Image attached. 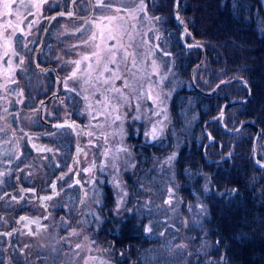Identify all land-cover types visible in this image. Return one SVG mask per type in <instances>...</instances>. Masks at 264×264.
<instances>
[{
    "label": "rangeland",
    "instance_id": "1",
    "mask_svg": "<svg viewBox=\"0 0 264 264\" xmlns=\"http://www.w3.org/2000/svg\"><path fill=\"white\" fill-rule=\"evenodd\" d=\"M259 1L261 6L258 8L264 14V0ZM96 2L98 3V0ZM5 3L9 4V8L6 9L4 7ZM103 3L107 4L108 7L107 5L100 7L95 18L86 25V28L95 26L100 29V32L94 35V40L90 38V44L84 43L87 35L83 34L81 35V43L69 38L67 43L57 42L56 48L47 51V60L55 66L56 72H60L62 83H60L58 91L61 102L59 103L53 98L49 100L42 107V117L50 120L61 119L65 110L73 109L74 113L78 114L83 127H85L83 139L88 144L86 156L91 154L89 150L93 149L94 145L97 146L99 151L98 158L93 157L94 159L91 161L92 163H89L87 169H97L99 173H105L107 182L121 196L123 187L118 182V168L127 164L128 160H130V164L132 160L135 167L138 164H143L139 159L136 160L133 149L131 152L129 151V144L123 136L128 116L134 120L133 128L135 131L141 130L142 141L146 144L151 141L152 145L160 147V150L155 155V147L152 146L151 153L145 152L144 155L147 161L146 172H148V176L152 180L145 185L140 182L134 193L130 191L129 197H138V200H136L137 206L133 207V209L155 210L161 218H165L164 224L173 221L174 217H180L185 220L187 219L186 212H188L187 207L184 205L186 196L183 192L180 193L178 191V182H181L180 180L177 181L178 175L175 176L176 186L174 189L165 185L167 178L172 176V164L176 165V159L184 160L182 169L178 167L177 170H181L180 173L186 172L185 166L190 164V158L196 157L194 163L190 164L191 167H189L197 171L190 178L194 183L192 185L194 190L190 192L187 199L192 213L191 217L196 222L197 228H200L203 222L199 221L200 215L197 210L204 208L203 203L206 197L208 198L206 200L207 203L209 201L210 196L206 190L208 182H205V179L212 173H210L209 168L203 165L205 162L199 153L180 159V151H184L188 146L187 144H189L186 143L189 138L182 136V126L189 123L190 127L193 128L191 131L192 137H190L191 135L189 136L190 140H194L200 145L204 141L202 133L204 128L200 127L201 120L217 112L218 109L213 110V107L217 103L221 107L224 102L218 101L215 103V99H213V104L209 105V111H206L207 113L203 117L199 116L200 121H197L195 125L196 114L192 113V121L188 122L184 117L185 114H182L180 123L183 125L165 128L166 123L174 119L168 108V98L183 78L173 68V60L178 58L174 57L172 59L171 54L170 56L163 55L162 52L166 51V46L160 45L161 38L158 37L159 32L158 30L156 31L155 28L157 27L154 25L155 15H153V12L151 14L148 11L146 7L147 0H103ZM141 5L144 6L143 11L140 10ZM173 6L174 1H172L170 7L164 5V7L156 8V10L167 21L170 16L173 18ZM39 7V0H0V27L10 28L9 33L18 29H27L31 26L30 21H26L25 25H22L21 18H26L28 9H32L33 12L36 11V14H34L35 20L37 21L38 19L40 21L41 16L37 14ZM161 20L160 17L156 19L157 22H161ZM59 23H56L53 27L61 26ZM64 26L68 27L70 24L67 23ZM7 35H0V41L3 45L2 51L5 53L3 58L0 55V188L6 186L7 181L12 179L9 175V172L13 171L11 162L18 158L21 153L22 140L20 141L15 136L23 137V134L21 130L17 129L14 122L15 119L18 117L19 124L27 129L36 120V111L34 110L36 102L39 99L43 101L47 93L56 89L57 83V81H48L49 83L46 85L44 78L37 76V72L29 66V63V70L26 73L23 64L28 59L27 51L19 49V42L14 41L13 37L9 38ZM200 56L201 50L199 58ZM84 57L88 58L84 59ZM179 57L182 58L180 54ZM154 67L156 71L153 70ZM241 70L243 69L241 68ZM74 73L75 75H73ZM196 75L194 73V80L197 86L203 87L204 90H210L213 87L212 82L208 84V78H211L209 81H214L215 83L224 78H232H215V76L214 78H212L213 76L202 78L199 74ZM244 79H247V77L244 76ZM119 80L122 82V87L118 86ZM218 86L217 88L221 89L236 88L234 84H219ZM244 92L245 90L240 88L234 96H242ZM234 96L231 97V100H228L229 103H234ZM205 105L208 108V104L206 103ZM202 106L204 108V104ZM236 106H232L233 110L228 109L226 111V114L230 116V122L239 114L247 116L249 120H254L248 115L247 108ZM181 127L182 129H180ZM154 128L159 132L156 139H152L151 135H146L150 134ZM209 130H205L206 135L209 132L212 135H219L217 132L213 134V129ZM253 130H249L245 126L237 133L222 132L217 137L221 142L224 141L226 146L230 144L229 142L232 139L238 138H241V146L244 142H247L246 146H249V144H253L256 138ZM241 146H238L239 150ZM193 147L197 148L196 146ZM17 148L20 149L19 152ZM206 148V155L216 152L215 146L209 147L208 145ZM26 150L27 146L25 143ZM188 150L189 147L187 152ZM228 150L222 148V153L220 152L219 156L221 157L224 153H227L229 157H236L235 155L239 154V150L235 154ZM118 153L121 156L117 157ZM256 154L264 160V126L261 128L260 136L256 141ZM250 155L249 153L246 157ZM123 157H125V162L121 163ZM170 157L173 158L170 160ZM237 157L241 159L240 166H237L232 159V163L235 166L230 164V161L226 162L223 174L228 173L227 175L231 176L232 182L234 178L243 179L242 188H253V186H248L250 181H261L264 184V171L260 172V174L258 171L252 172L250 169L252 166L245 161L244 163L240 155ZM226 168L234 170V172H228ZM219 174L221 173L218 171L216 175ZM182 178L184 177L178 179ZM153 180L159 182L162 186L157 187L156 184V188H153ZM231 181L227 182V186ZM217 182L222 184L220 179H217ZM236 183L239 184V181H236ZM255 189H257V185ZM163 193L166 194L164 197ZM169 194H173V198ZM117 200L121 199L116 198L115 201ZM133 201H130V203ZM180 209L182 211L179 214ZM195 209L197 210L194 211ZM159 216L155 218L157 223L160 222ZM147 223L146 220V227ZM208 224L206 225L209 228ZM162 230L163 228L158 229L160 233H162ZM73 236L71 237L72 242L67 245V250L73 249L71 246L76 240ZM37 237L42 241L41 245H37L36 251L46 253L50 257L61 250L57 247L59 243L55 241V237L51 238L50 235L45 234ZM175 240L176 244H173L175 249L176 246H183L186 249L188 243L190 244L191 242ZM171 243H173L172 238H170V243L167 241L166 247H169ZM2 244L3 238L0 236V264H13L18 260V252H21L16 247L15 254H10L9 260L6 262L5 254L2 252ZM212 246L214 247L213 244ZM65 254H67L68 260H74L72 251ZM207 255L211 256V254ZM190 260L192 259L187 260L188 264ZM93 262L106 264L96 256L93 258ZM191 262L193 264L211 263L208 256L205 257V261H198L197 263L196 259H194ZM145 264H148L147 259Z\"/></svg>",
    "mask_w": 264,
    "mask_h": 264
},
{
    "label": "flooded vegetation",
    "instance_id": "2",
    "mask_svg": "<svg viewBox=\"0 0 264 264\" xmlns=\"http://www.w3.org/2000/svg\"><path fill=\"white\" fill-rule=\"evenodd\" d=\"M39 5L37 14L41 16L40 21L35 20L36 11L28 9V16L21 18V24L25 25L26 21H30L31 26L11 33L10 28L0 27V35L9 33L7 35L9 38L20 36L18 48L27 51L28 56L23 64L26 73L29 70V63L37 72V76L42 77L44 74L47 77L45 80L50 76L61 78L60 72H57V77L54 76L51 69L55 66L47 60V51L56 48L57 42L67 43L69 38L81 43L83 34L87 35L85 41L90 44V38L98 34L100 29L95 26L86 28V25L98 14L100 6L96 0H76L75 3L73 0H39ZM60 13L63 15H59ZM58 22L61 26L53 27ZM68 22L70 26H64ZM2 47L0 41V55L3 58ZM38 65L42 67L38 69L39 71ZM58 82L59 87L62 80ZM118 86L122 87L120 80ZM55 90L57 93L52 90L46 94L51 96L45 99L44 103H41L40 99L36 102V105H40L37 109L36 105L35 109L33 108L37 121L34 120L27 129L19 124L18 117L14 121L17 129L23 134V137H15L21 141L25 134L27 150L20 163L17 160L14 162V175L9 174L12 179L7 181L6 186L0 188V236L3 238L2 252L5 254L6 262L10 254H15L14 251L18 247L21 253L18 252V260L13 264H96L93 262L95 256L106 264H145L147 240L151 237L145 231L146 220L141 217L135 218L132 212H128L131 207L137 206V197L130 203L129 196L131 192H135L140 182L144 185L148 183L147 161L144 154L151 153V147L154 145L151 141L148 144L142 141L141 130H134L135 121L128 116L123 136L129 144V151L133 149L136 160L139 159L143 164L137 163L135 167L132 160L131 164L128 160L127 164L118 168V182L123 187L121 196L107 182L105 173H99L97 169L87 171L89 163L98 158L99 151L94 145L93 149L89 150L91 154L86 156L88 144L83 139L84 128L77 114H74L75 111L65 110L61 117L72 120L70 122L74 125L72 128H54L49 124L53 120L42 117V107L49 100L53 98L61 102L58 88ZM181 97L186 102L189 99L185 94ZM168 108L171 111L170 105ZM175 123H177L175 119L170 121L171 126ZM169 125L165 127L168 128ZM51 133L54 135H50ZM215 144L219 146L220 151L219 143ZM139 147L141 148L136 150ZM154 147L157 155L160 147ZM17 151L19 152L18 148ZM118 156L121 154L118 153ZM202 157L208 164L210 163L213 171L216 167L225 168L224 163L231 161L226 154L221 157L219 154ZM124 162L125 157L121 163ZM69 168L72 169L71 172ZM213 171L210 173L217 172ZM61 176L64 178L59 179ZM77 180L79 184L75 183ZM220 180L222 184L210 183V187L206 188L210 202L212 200L221 202L228 197L227 195H231L228 193L230 188L235 190L232 181L226 175ZM229 181L231 182L227 186ZM53 184L55 188L52 187ZM116 198L123 200L119 211L116 210L118 201H115ZM7 224L9 226L5 228ZM9 228H12L11 233L5 234ZM73 232L76 235L73 236ZM41 234L55 237V241L59 243L57 247L61 249L59 253L55 252V255L49 257L46 253L36 251L37 245H41L42 241L37 236ZM72 236L76 238L71 246L73 249L67 250V245L72 242ZM77 245L80 247L77 248ZM70 251L73 252V261L68 260L65 254Z\"/></svg>",
    "mask_w": 264,
    "mask_h": 264
},
{
    "label": "trees",
    "instance_id": "3",
    "mask_svg": "<svg viewBox=\"0 0 264 264\" xmlns=\"http://www.w3.org/2000/svg\"><path fill=\"white\" fill-rule=\"evenodd\" d=\"M172 1L147 0L146 6L148 11L155 15L154 23H161L162 25L161 44L168 45L173 57L178 58L175 60L174 65L177 74L187 78V71L198 60L200 49L197 47L183 48L178 40L179 29L177 30L172 17L170 16L166 21V18L157 12L156 8H162L164 5L170 7ZM260 6L259 0H178L177 10L187 30L185 40L199 43L203 53L200 64L195 68V76L199 74L202 78L210 76H213L212 78L214 76L215 78L232 77L224 78L226 82L223 85L234 84L236 88H216L212 94L203 95L193 91L189 86H181V84V90H178L175 94L180 96L170 102L171 114L175 122L182 124L180 123L182 114H185V119L190 122L192 121V113H194L196 114L195 125L197 121H200L199 116L203 117L209 111V105H212L213 99H215V103L218 101L224 102V122L230 125H226V127L234 128L241 120L245 122V126L249 130L254 129V132H259L264 126V14L258 8ZM157 16L162 19L161 22L156 21ZM166 29H169V32ZM179 54L182 58L179 57ZM251 71L253 72L251 73ZM244 76L247 79H244ZM209 79L211 78H208V84L215 83L209 81ZM243 82H246L250 95L243 101L234 102L235 98H244L246 95V87ZM200 88L203 89L201 86ZM240 88L245 90L244 95L234 96ZM184 94L190 99L186 98L187 102L181 97ZM232 96H234V103H229L228 100H231ZM206 103L208 108H206ZM202 104H204V108ZM218 104L213 107V110L219 109ZM232 106L247 108L248 115L254 119L253 123L255 125L245 121L249 119L242 114L235 116L230 122V116L226 114V111L228 109L233 110ZM180 108L182 109L179 111ZM203 120L204 118L201 122ZM182 127L180 128L182 129V136L189 138L188 142L185 140L189 144H187L188 146L184 151H180V159L191 157L196 153L201 154L200 148L203 142L199 145L196 141L190 140L193 128L190 127L189 123ZM207 128L213 129V134L215 132L219 135L222 132L237 133L224 130L216 119L210 120ZM214 135L216 138L219 136ZM229 143L226 146L224 141L221 142L224 149L232 147L231 152L235 154L239 150L238 146H241V138L232 139ZM246 143L244 142L240 147L239 154L235 155L236 157H231L229 163L235 166L232 163L233 159L234 163L240 166L241 159L237 157L240 155L243 162L245 161L252 166L250 168L252 172L258 171L260 174L264 171V168H260L253 162L252 155L246 157L247 154H252L251 145L246 146ZM191 147L193 148L191 149ZM195 158H190L189 163L193 164ZM175 163V166L172 164V176L167 178L165 185L174 189L176 186L175 176L178 175V178L184 177L182 179L177 178V181H181L178 182V191L183 192L188 198L190 192L194 190L192 189L194 183L190 178L197 171L189 168L191 167L189 164L185 166L186 172L180 173L181 170L179 171L177 168L184 165V160L176 159ZM225 164L226 162L224 166ZM203 165L209 168L210 172L213 171V168L206 166L205 163ZM217 168L213 172L219 171L221 174L216 175L217 172L215 173V181L211 178L213 183L225 176L223 174L224 168ZM226 170L234 172V170L227 168ZM225 174L231 180V176H228V173ZM146 177L148 182L152 180L148 176V172H146ZM242 180L240 178L233 179L232 186L235 190L230 188L228 193H231V195H227L228 197L221 202L212 200V202L208 201V204L206 201L208 198L206 197L203 203L204 208L194 210H197L200 215L199 221L203 222L200 228H197L196 222L191 217L190 208L186 212L187 219L182 220L180 217H174L173 221L165 224V218H161L155 210L139 211L138 218L143 217L147 220V227L151 228V231L146 233L151 237L148 238V247L146 248L148 264H188V259H196L198 263V261H205L206 256L209 257L210 264H264V184L261 181H250L248 186H253V188H242ZM236 181H239V184ZM153 183V188H156V184L157 187L162 186L155 180H153ZM255 184L257 189H255ZM164 195L166 194L163 193V197ZM169 196L173 198V194H169ZM181 211L180 209L179 214ZM157 216L160 217L159 223L155 220ZM207 223H209V228L206 225ZM160 228H163L162 233L158 231ZM170 238L173 239V243L166 247L167 241L170 243ZM175 239L191 242L188 243L186 249L183 246H176L175 249V245H173L176 244ZM158 251L159 253H157ZM179 252L180 254H178ZM207 254H211V256ZM192 260L189 264H193Z\"/></svg>",
    "mask_w": 264,
    "mask_h": 264
},
{
    "label": "snow or ice",
    "instance_id": "4",
    "mask_svg": "<svg viewBox=\"0 0 264 264\" xmlns=\"http://www.w3.org/2000/svg\"><path fill=\"white\" fill-rule=\"evenodd\" d=\"M75 2H76V0H73V3H75ZM98 3H99V6H100V7H105V6H106V5L103 3V0H98ZM4 7H5L6 9L9 8V4L5 3ZM140 10H141V11L144 10V6H143V5H141ZM59 15H63V13H60ZM68 15L71 16L72 13H68ZM53 19H54V18H53ZM157 19H159V17H157ZM186 31H187V30L185 29V32H186ZM189 35H190V34H189ZM91 39L94 40V39H95V36H93ZM84 43L87 44L88 41H85ZM194 46H198V45H188V47H190V48H191V47H194ZM157 47H158V46H157ZM163 55H164V56H169L170 53L167 52V51H165V52H163ZM87 58H88V57H84V59H87ZM77 63H79V62H77ZM153 70L156 71V68L154 67ZM73 75H75V73H74ZM117 78H119V77H117ZM221 83H225V82L222 81ZM149 98H151V97H149ZM117 119H119V117H117ZM53 127H54V128H58V129H59V128H64V127L72 128V127H74V125H73V124H70V123H68V122L66 121L64 124H56V125H53ZM50 135H54V133H51ZM146 135H151L152 139H156L157 136L159 135V132L154 128L150 134H146ZM41 150H42V151H51V149H41ZM105 154H107V153H105ZM172 158H173V157H170L169 159L171 160ZM71 171H72V169L69 168V172H71ZM87 171L90 172L91 169H87ZM65 175H67V174H65ZM63 178H64L63 176L59 177V179H63ZM75 183H76V184H79L80 182L77 180V181H75ZM52 187L55 188V184H53ZM125 195H127V194L125 193ZM44 199H51V197H44ZM97 202H99V201H97ZM122 203H123V200H122V199L117 201V205H116V210H117V211H119V209H120ZM145 231L150 232V231H151V228H150V227H146V228H145ZM72 235H76V233L73 232ZM76 247L79 248L80 245H77Z\"/></svg>",
    "mask_w": 264,
    "mask_h": 264
},
{
    "label": "water",
    "instance_id": "5",
    "mask_svg": "<svg viewBox=\"0 0 264 264\" xmlns=\"http://www.w3.org/2000/svg\"><path fill=\"white\" fill-rule=\"evenodd\" d=\"M176 3H177V0H174V6L176 5ZM173 17H174V19H175V21L179 24V26H180V28H181V32H180V41H181V43L185 46V47H188V45H196V44H189V43H185L184 41H183V35H184V32H185V28H184V25L182 24V22H181V20H180V18H179V16H178V14H177V12L175 11V9H174V12H173ZM200 60H201V57L199 58V60L194 64V66H192L191 67V69L189 70V74H188V76H189V79H190V81H191V70L193 69V67H195L196 65H198L199 63H200ZM218 84H216V86H217ZM236 101H242V100H240V99H236ZM64 120L63 121H60V122H53L52 123V125H56V124H64ZM253 155H254V152H253Z\"/></svg>",
    "mask_w": 264,
    "mask_h": 264
},
{
    "label": "bare ground",
    "instance_id": "6",
    "mask_svg": "<svg viewBox=\"0 0 264 264\" xmlns=\"http://www.w3.org/2000/svg\"><path fill=\"white\" fill-rule=\"evenodd\" d=\"M174 9H175V11L177 12V14L179 15V12H178V10H177V4H176L175 6H173V12H174ZM200 50H201V56H200V57L202 58V56H203L202 49H200ZM191 67H192V66H191ZM191 67H190V69H191ZM190 69H189V70H190ZM249 95H250V94H249ZM249 95H248V96H249ZM234 102H237L236 99L234 100ZM253 142H254V141H253Z\"/></svg>",
    "mask_w": 264,
    "mask_h": 264
}]
</instances>
